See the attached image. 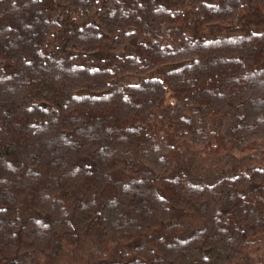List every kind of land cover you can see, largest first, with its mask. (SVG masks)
I'll list each match as a JSON object with an SVG mask.
<instances>
[{"label": "trees", "instance_id": "16d2710c", "mask_svg": "<svg viewBox=\"0 0 264 264\" xmlns=\"http://www.w3.org/2000/svg\"><path fill=\"white\" fill-rule=\"evenodd\" d=\"M0 264H264V0H0Z\"/></svg>", "mask_w": 264, "mask_h": 264}]
</instances>
